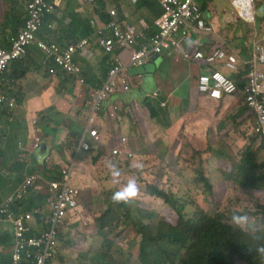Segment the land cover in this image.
<instances>
[{
    "label": "clouds",
    "instance_id": "1",
    "mask_svg": "<svg viewBox=\"0 0 264 264\" xmlns=\"http://www.w3.org/2000/svg\"><path fill=\"white\" fill-rule=\"evenodd\" d=\"M19 1H23L25 3L24 9L19 4V2L17 3L21 7V10L23 12L22 24L18 25L15 28L10 24L7 25L8 23L7 15L6 18H3L2 22L0 23V26L3 27L7 26L6 31L8 32V37H9V45L6 47H0V52L9 57L6 62L7 65L5 67L2 76V82L0 87L1 95L4 96L5 99L3 102L0 103V110H1V106H3L7 109L8 113L14 116L16 114L17 115L20 114L21 106H22L21 102H19L18 97L14 92L17 82L25 78L28 74H30L33 71L39 72L40 74H43L45 78H47V75L44 73V68L41 65L42 62L39 60L40 56L44 57V62H52L54 63V66L56 65L57 67L65 71L62 68V66H60L57 63L55 56L50 55L47 52V49H52L53 47H55L56 53L61 54L69 46L78 48L75 54V61H76L77 56L84 58L83 57L84 52L89 51L91 46L90 41L88 39H84L64 45L65 47H61L56 43V41L49 40L48 38L44 37L46 32L45 29L43 28H45L47 17L50 15H59L60 14L59 10L69 1H76L79 4L102 5V2L107 3L112 0H96L95 2L92 3L89 2L80 3L77 0H69L65 2L54 13L43 15L42 23L39 29L34 32V38L28 43L25 42L23 35L24 32L27 30V25L28 22L30 21V15L28 9H30L29 6L34 0H19ZM131 1L133 3H138L140 0H136V1L131 0ZM153 1H155L160 5L162 9V13L155 21V26L157 28V31L150 37L149 40L145 41L142 44L137 43V40L142 36L143 33L141 32L142 30L137 29L135 26L128 25L123 20H121L119 10L116 7L111 6L105 9L102 6L104 9V13L101 22L97 24V22L93 20V25H95L96 27V32H95L96 44L103 53L102 59L106 61V66H109L110 59H112V61L102 86L100 88L92 90L90 95L88 94L89 90L84 86L87 80L83 75L84 70L81 62L76 61V63L79 65L80 68V72L78 74L71 75L65 71L66 75H68L69 78L72 79L73 83L59 85L58 89H56V93L60 96H68L74 98L73 93L75 89H73V86L75 88L76 85H79L80 87L86 88L87 91L84 93V99H83L84 101H82L80 106V108L83 107L87 108L86 124L85 126H82L80 128L71 129L68 136L61 143L58 144L56 143V141H53L55 143L56 148L53 146H49L47 143V139L53 136L52 132H56L55 129L56 124L60 122L67 114L60 112L53 105L46 107L48 104L47 97L43 91L40 92V96L43 98L44 105L47 110L39 111L35 115L36 117H34L31 122L32 127L34 129V134L30 138V141L32 142L31 149L28 152L25 151H20V152H22L24 155L25 154L29 155L33 151H39L42 155L43 165L33 168L30 167L29 169H27L25 173L22 175V180L18 184L19 185L18 189L10 196H8L6 201L0 205V208L5 209L7 211V215H11L14 220L20 219L22 217L25 218L26 215L28 214L31 215L32 217L30 220L25 221V225L29 228V230L25 233V238L27 241H32L35 244L28 247L22 253V259L19 262V264H55V261L60 254L62 243L65 239H67L68 227L72 224L73 221H76L77 218L79 217L83 218L85 216L84 210L82 208L83 203L81 202L83 192H85L86 190L94 191L98 188V185L96 184L97 170L103 171L105 176L102 183L105 184L103 186V190L107 196V198H105L106 208L109 205L115 206V203L130 204L133 207L131 203L137 200L139 196H142V193L144 194L147 193L148 195H150L147 192L148 186H156L164 191L172 192L174 195L178 196V194L175 192V190L171 185L167 186L162 183L160 185L147 183V182H151V180H148L147 178H144L142 176L140 177L138 183L136 182L135 179H129L128 182L124 184V181L134 171V168L142 166V164L138 163L136 160L139 159L142 156V154L144 156L149 155V152L143 153L144 145L142 141H141V145H142L141 151L139 149V141L136 142L137 144L135 143L130 144V137H128V135L126 134L128 131L125 130V132L123 133L118 127H115L113 129L112 133L110 134V137L105 141L97 125V117L100 114H104L108 119H110L113 122H120L121 107L117 105H112L111 107L106 108L105 106L106 101L117 93L130 92L133 86L135 85L134 82L135 78L143 77L144 75H148L147 77H149L151 76V74L156 73L157 68L154 62L155 55L158 56L166 51L178 49L177 45L170 44V47L163 48L161 52L157 54L152 52L151 54L149 53L144 57L135 59V56L140 52H142L144 47H150V49H152L151 47H153V44L151 39L156 35H158L161 31V27L158 25V22L159 19L161 17H164V15L166 14V9L164 8L160 0H153ZM261 1L262 0L256 2L255 6L252 8V19L246 20L241 16L239 9L236 7L234 3L235 0H233V5L238 11L237 19L247 25H252L256 27L258 20L260 21L258 13L260 8L262 7L260 6ZM4 2L8 3L11 7V4L7 0H4ZM197 4L200 8L199 0L197 1ZM105 10L107 14L105 13ZM112 12H115V15H113ZM201 16H202L201 20L210 30L209 31L206 30L207 28L205 27L204 30L198 29L197 32L196 30H191L190 28H188L189 35L187 37H193L194 35H198V36L209 35L213 37V35H216L214 26L212 24H209L204 19L202 10H201ZM256 35L259 36V39L251 43L250 53L245 57L221 45L214 47L212 51H210L209 53L200 50L182 53L183 57L186 60L192 61L193 63H196L198 65H202L205 68L204 72L199 73L197 77V83H195L196 89L202 97L205 96L207 99L211 100L212 102L213 100L221 101L226 96L233 97L235 98V101H232V109H238L237 112L234 115H232L233 120L237 121L245 117V115H248L246 118L247 121L248 119L250 120L251 118V124H250L251 137L249 138L250 131L248 124L247 137H246L247 143L243 146L239 159L238 160L232 159L233 169L229 173L224 174V177L222 179V181L224 182L223 184L218 182L213 184L211 183L210 181L211 177L209 175V172L207 171V166H209L210 158L208 157L204 159L201 158L204 150L203 149L196 150L195 147L193 146L194 142H189L188 140L183 142L181 148L182 151L191 148L194 150V155L192 157L183 158V160L185 162H190L191 160L195 161L196 157H199L200 162L196 163V166L194 168L195 184H200V181L202 180L203 177L204 184L205 185L209 184L213 188V190H216V187L225 188L227 184L225 177H227L229 181L233 182V188L235 190V193L239 194L238 189H240L242 191L241 192L242 199L244 200L246 197H248V201L251 203H257L260 198L264 197V189L262 190L242 189L237 186L235 180L232 179V175H234L235 173L236 166L241 158L244 149L248 145H250L251 139L258 138L259 142L264 140V122L261 121L256 109L250 105V102L248 100V93L246 92V88L250 80V73H249L250 63L253 62L255 56V52H254L255 44L257 42L262 43L263 42L262 40L264 39V23L261 25L260 33L256 32ZM181 37H182L181 34H179L176 37L174 36L177 42ZM169 39L170 38H168V40ZM84 41H86V43L82 44V42ZM19 48H23L24 53L19 54ZM33 49L36 50V52L38 53L37 58H38V64L40 66L39 69L38 70L31 69L25 76L19 79L16 78V80L8 79L10 74H12L11 67L13 63L24 61L27 58L29 52ZM217 49L224 51L225 54L227 55H233L237 58L238 68L235 71L230 70L226 66L227 60H215L213 63H207L205 59L195 58L196 53H202L204 56H209L214 50ZM124 51L130 52L129 60L127 63H123L118 58V56ZM186 54H188V57H186ZM146 65L148 67L150 66L151 69L146 70L145 73H143L142 71L136 72V70H141V68ZM258 66H259V68L257 69L258 72L264 74V64H258ZM54 73L56 74V71H54ZM215 73H219L223 77H227L230 80H232L236 85V90L232 93L219 90L220 96L213 97L212 92L215 90L218 91V89L214 87L215 84L214 80L212 81V75ZM205 78H208L211 82V88L208 91H202L200 88L201 81ZM54 80L56 79L53 78V81ZM9 83H11L12 86H11V98L8 100L5 96V92H6L5 87H7ZM56 85L50 83L48 87L53 91ZM108 88H113V89L112 91L107 92ZM59 90H61L62 92H59ZM65 91H67L68 93H66ZM103 92H106L105 97H103L101 100H98V96ZM71 105H73V103H71ZM66 107H69V105H66ZM50 109H52L53 111H49ZM129 109L130 110L128 111V113L131 116H134L136 113H138L135 105L130 106ZM243 109L245 112L240 114V111ZM39 113H43V114L38 116ZM4 122L5 124H7L6 121ZM67 123H69V118L63 121L64 126H66ZM41 125L49 127V132H50L49 136L44 135V131L42 130ZM6 131H8V129L2 124L0 118V136L3 140L6 139V136L3 135ZM19 144L21 146V143H19V139H17L16 148H18V150H19ZM201 144H202L201 140L197 139V145L200 146ZM153 145L158 146V143H153ZM106 148L108 149V151H105ZM54 152L57 153L59 156H63L62 162L58 163V162H54L53 160H50V157L52 156V154H54ZM89 152H93V154L90 157L86 158L85 155ZM166 152L167 149L166 150L163 149L161 150V152H158L156 157L150 155L149 157H153V163L156 165L160 164L169 173H172L173 170H175L176 173L179 171L180 173H183L178 168L180 164V160L174 157L167 158L165 161V165L164 166L162 165L161 162L162 155H165ZM14 153L15 151L10 154L8 161L10 160L11 156L14 155ZM80 153H83V156L81 160H78V156ZM263 160H264V150L259 156V161L261 162ZM21 163L28 164V162H25L24 160H22L21 162L15 160L14 165L15 167L18 168V165ZM55 167H59L58 172H60V178L50 177L51 170ZM80 169H87L88 171H86V174L80 175L79 174ZM106 173H108V177L111 181L107 180ZM54 183L58 184L59 186H69L78 191L76 208L74 209L73 213L67 214V217H69L71 221H63L64 220L63 219L61 222H56V223L52 222L53 213L50 207L49 199L53 197L55 193V190H53ZM143 188L145 191L143 190ZM30 190H33V194L36 195L37 197H41L43 201L45 199V207L41 204L33 205V207L28 208V210H24L25 208L23 207V205H20L22 209V213L20 215H16L10 207L11 203L13 202L14 199H21L20 203L22 204L25 203L28 200L27 193ZM206 190L210 191V188L207 187ZM178 197L182 199V197L180 196ZM96 200H98L97 197H92L91 200L87 203V205H89L90 208L92 209L93 208L92 205ZM184 203L186 204L184 213L187 215V217H192L197 210L193 212L191 211V215H189L190 211L187 210V206L189 204L187 201H184ZM255 206L258 210L263 211L256 204ZM197 207L200 208L198 210H202L205 213L207 212L203 207L200 206ZM106 208L98 209L95 211V213L92 212V214L94 213V221H96V219L102 215V213L106 210ZM133 209L136 208L133 207ZM140 209L154 211L159 215V218L161 220L165 221L160 215V213L154 209H145V208H140ZM173 212L175 213V211ZM246 214L247 212L241 211L239 213L234 214L231 218V222L234 224H240L242 221H246L244 227L235 226L234 224L230 225V223L227 222V219L224 217V215L221 214L217 208H213V215H208V214L207 215L209 217H216L220 215L222 216L223 223L227 224L228 226L230 225L238 229L249 231L248 229H245V227L249 224L248 219L246 218ZM85 218L88 220V216H85ZM0 227L4 232V233H0V237H6V236L8 237L7 239H0V254H1L0 259L1 261L3 260L5 261V262L0 261V264H13L14 248L17 242L15 225L11 221L4 220L0 222ZM95 230L97 234L96 225H95ZM256 230L263 231L258 228ZM126 231H131L136 236H138L133 229L125 227V232ZM249 232H253V231H249ZM124 233H120L119 237L121 238ZM12 245H14V247L10 251L7 252L3 251L4 247L9 248ZM255 251L260 254H264V247L257 248L255 249ZM118 252L119 254H123L122 249L120 247L118 248ZM137 254H138V249H137ZM137 254H136V258L138 256ZM237 260L241 261L240 259L237 258L235 259L234 264L237 263Z\"/></svg>",
    "mask_w": 264,
    "mask_h": 264
},
{
    "label": "crops",
    "instance_id": "2",
    "mask_svg": "<svg viewBox=\"0 0 264 264\" xmlns=\"http://www.w3.org/2000/svg\"><path fill=\"white\" fill-rule=\"evenodd\" d=\"M214 1L201 0L200 3L207 4V7L203 10V16L215 28L219 15L213 7ZM71 2L74 4V7L71 10H67L65 9V4L59 10L60 14L54 17L57 18L56 23H54V18L48 19L53 15L47 17L45 28H43L46 32L44 37L49 40L59 41L63 45L84 39L90 41V49L84 52V58H82L84 60V63H82L83 70L86 72L85 78L88 82L84 86L89 90L88 94L90 95L92 90L102 86L112 61L110 59L109 66H106V61L102 59L103 53L96 44V27L93 25V20L97 24L101 22L104 13L103 7L105 9L111 6L116 7L119 10L121 20L128 25L142 30V36L137 40L139 44L149 40L157 31L155 21L161 15L162 9L153 0H140L138 3H133L131 0H112L107 3L102 2V5L79 4L76 1ZM230 3L231 8H226L225 15L232 16L234 14L237 18L238 11L233 5V0H230ZM260 6L262 7L258 15L261 21L264 19V0L260 2ZM2 30L3 26H0V47H6L9 45V37L8 35H3ZM258 39L259 36L255 33L252 42ZM219 45L233 50L219 38L216 32V35H213V37L209 35L181 37L178 40V49L166 51L158 56L155 55L156 73L151 74L149 77H147L148 75H144L143 77L135 78V85L130 92L117 93L106 101V108L117 105L121 107V113L120 122H113L104 114H100L97 117V125L104 140L106 141L110 137L113 129L118 127L123 133L127 130L128 133H133L135 137H138L143 142V153L149 152L150 156L156 157L158 152L167 149L165 155H162V165H165L167 158L174 157L179 159L180 164L178 168L185 174V177H178L179 181L177 182L180 185L190 187L195 181L194 168L196 163L200 162V159L196 157L195 161L185 162L183 158L192 157L194 150L191 148L182 151L181 148L183 142L188 140L189 142H194L193 146L196 150L203 149L197 145V139L201 140L199 131L195 129L198 124L194 120H189V118L198 112L199 106L201 105H203V109L205 110L210 109L212 101L205 96L202 97L198 93L195 85L199 73L204 72L205 68L202 65L186 60L182 53L196 50L209 53L214 47ZM233 51L242 55L240 52ZM129 54V51H124L118 58L123 63H127ZM50 83H53V78H45L43 74L36 71L31 72L17 82L14 91L21 99L22 106L20 114L14 116L8 112L3 113L0 110L2 124L8 131H12V134L21 143V146L19 144V150L16 148L14 155L11 156L9 160L10 164L14 165L15 160L28 162V164L21 163L18 165V169L20 170L19 174H21L19 182L22 180V175L27 169L43 165L42 155L39 151H33L29 155H24L20 152L29 151L28 148H25L23 141H29L33 136L34 129L31 122L39 111L47 110L46 107L53 105L60 112L67 114L56 124L55 136L47 139L48 145L55 148L56 146L53 141H56L58 144L61 143L68 136L71 129H77L86 124L87 108H80L82 101H84V93L87 91L86 88L80 87L79 85H76L75 88L73 86V89H75L73 93L74 98H71L58 95L56 93L57 85L51 91L48 87ZM36 86L43 87V92L48 100L46 107L43 98L40 96L41 90L33 89ZM65 92L68 93L67 91ZM232 101H235V98L228 96L224 97L221 101L213 100V104L216 105V107L213 106V110L217 112L218 106L221 104L232 108ZM66 105H69V107H66ZM132 105H135L138 112L134 116L128 113L130 110L129 107ZM216 112L213 113V120ZM42 114L39 113L38 116ZM67 118H69V123L64 126L63 121ZM21 135L23 136L22 139H20ZM152 142L158 143V146L153 145ZM8 158L9 156L6 157V159ZM62 158L63 156H59L54 152L50 160L60 163L62 162ZM201 158L204 159L203 154ZM209 170L210 167L207 166V171L209 172ZM9 180L10 178L6 180L4 187L9 186ZM218 183L223 184L224 182L222 179H219ZM18 187L19 185L15 187L14 192ZM10 195L7 194V196ZM0 233H4L1 227Z\"/></svg>",
    "mask_w": 264,
    "mask_h": 264
},
{
    "label": "rangeland",
    "instance_id": "3",
    "mask_svg": "<svg viewBox=\"0 0 264 264\" xmlns=\"http://www.w3.org/2000/svg\"><path fill=\"white\" fill-rule=\"evenodd\" d=\"M19 4L24 9L25 3L19 1ZM230 0H215L214 9L219 15L218 23L215 25V30L219 38L228 44L233 50L240 52L244 57L250 53V45L254 39L255 33H260L261 25L264 23V19L260 22L258 20L256 27L252 25H247L239 21L234 14L232 16H226V8H231ZM10 8V5L4 0H0V21L3 18H6L7 12ZM18 15V14H17ZM7 26L3 27L2 34L7 36L8 32ZM244 50V52H243ZM33 89L43 91L42 86H36ZM52 91V90H51ZM213 106L210 105V109H203V105L199 106L198 112L189 118V120H194L198 126L195 127L199 131V136L201 138L202 144L200 147L203 148V157L210 158L209 163V175L211 183H217L219 179H223L224 174L229 173L232 169V159H239L241 150L243 146L247 143V128L249 124V131L251 137V118L248 121L246 120L248 115L245 117L234 121L232 115H234L238 109H232L225 105H219L218 110H213ZM215 113L213 120V113ZM250 117V116H249ZM55 132H52V135L55 136ZM130 137V144L139 141V149L142 150L141 140L138 137H135L133 133H126ZM22 135L20 139H22ZM17 145V139L14 136H8L7 141ZM25 143V148L30 150L32 142L23 141ZM153 143V142H152ZM105 151H108L106 148ZM6 155L11 154L9 150L5 152ZM93 152H89L85 155L86 158L90 157ZM214 155V156H213ZM83 153H80L78 160H81ZM214 157V158H213ZM220 158V159H217ZM138 163H141L142 166L135 167L132 174L124 181V184L128 182L129 179H135L138 183L140 177L147 178L151 180V184L160 185H171L178 196L182 197L183 201L188 202L187 210L191 211L198 210L197 206L203 207L208 215H213V208H217L221 214L227 219V222L230 225L234 223L231 222V218L234 214L241 211L247 212L246 218L248 219L249 224L245 227L249 231H254L257 228L263 230L264 233V197L260 198L257 203H251L248 201V197L244 200L242 199L241 190L238 189L239 194L235 193L233 188V182L229 181L227 177L225 180L227 184L225 188H213L207 184H204L203 177L200 181V184L192 183L190 187L180 185L178 177H185V174L175 172L169 173L163 168L160 164L156 165L153 163V157L149 155L142 156L136 160ZM2 160L0 158V167ZM11 168H15V165H11ZM174 168V167H173ZM214 169V170H213ZM87 169H80L79 174H86ZM20 170L15 172L4 171L0 173V205L3 204L7 199V194H12L15 187H12V184L5 186L4 184L7 179L9 181L18 177ZM98 188L94 191L86 190L83 192L82 200L83 210L85 216H88V220L85 216L77 218L76 221H73L72 224L67 229V239H65L61 246V251L58 258L55 261V264H99L98 257L95 253L101 250V239L97 236L94 221V213L98 209H105L107 198L103 186V180L105 178L103 171H96ZM107 180H110L108 173H106ZM14 181V180H13ZM111 181V180H110ZM92 184V182H91ZM4 187V188H3ZM209 187L210 191H207L206 188ZM12 190V191H11ZM144 190V188H143ZM145 191V190H144ZM147 194V193H146ZM142 193V196H139L137 200L131 204L135 208H145V209H154L160 213L162 218L172 224L177 225L178 218L177 215L170 209V207L164 202V200L152 197ZM28 200L26 202L31 203V200L34 201L31 205H43L45 207V199L43 202L39 203L37 196L33 194V190L28 191L27 193ZM92 197H97L98 200L94 201L91 209L87 203L91 200ZM255 202V201H254ZM112 203V201H111ZM255 204L261 208L263 211H260L256 208ZM103 211V210H102ZM92 212H94L92 214ZM63 221H71V219L65 216ZM246 221H242L240 224H234L235 226L244 227ZM125 227L121 226L118 229H115L114 232L110 235V238L115 242L111 247L110 252L114 255L118 264H140L136 258L138 242L140 236H136L131 231H126ZM119 233H124L120 238ZM111 245V244H110ZM14 245L9 248H3L4 252L10 251ZM122 249L123 254H119L118 248ZM235 264H245L239 260ZM264 264V257L261 262Z\"/></svg>",
    "mask_w": 264,
    "mask_h": 264
},
{
    "label": "trees",
    "instance_id": "4",
    "mask_svg": "<svg viewBox=\"0 0 264 264\" xmlns=\"http://www.w3.org/2000/svg\"><path fill=\"white\" fill-rule=\"evenodd\" d=\"M11 7L7 13L8 23L14 28L23 22V12L17 4L19 0H7ZM201 2V0H199ZM74 4L69 1L65 5V9L71 10ZM207 4L200 3L201 10H205ZM18 14V15H17ZM17 17V18H16ZM53 15L50 18H54ZM54 18V23H56ZM56 43L65 47L59 41ZM36 50H31L27 58L22 62H15L11 67V73L8 79H19L25 76L31 69L38 70V58ZM31 59V60H30ZM39 60L44 68L47 78H55L53 85L72 84V79L66 75L65 71L54 66L52 62H44V57L40 56ZM77 62L84 63L80 57H76ZM56 71V74L54 71ZM52 77H51V76ZM83 75L86 72L83 71ZM11 86L9 83L5 87V96L9 100L11 98ZM59 92H62L59 90ZM18 97V96H17ZM21 102L20 97H18ZM49 111H53L50 109ZM1 112L7 113V109L1 106ZM244 109L240 114L244 113ZM236 118V117H235ZM45 136H49V127L41 125ZM6 139L0 136V158L2 160L0 173L5 171L15 172L19 170L17 167L11 168L10 162L6 159L5 152L9 150L13 153L16 146L10 142H6L8 136H14L12 131H6L4 134ZM16 138V137H15ZM8 145V146H7ZM264 150V140L252 138L236 166L232 179L235 180L238 187L246 190H262L264 189V160L259 161V156ZM6 167V168H5ZM59 167L51 170L50 177L60 178ZM20 175L10 181L13 187L19 184ZM147 192L151 196H155L164 200L170 208L178 215V224L173 226L159 218V215L150 210L140 208L133 209L130 204L109 205L106 210L96 219L97 236L101 239V250L95 255L98 257L99 264H118L114 255L110 252L114 241L110 235L120 226L133 229L138 236H141L138 243V256L140 264H234L235 259H240L246 264H261L264 254L255 251L257 248L264 247V233L260 230L249 232L228 226L223 223L222 216L209 217L204 211L197 210L192 217H187L184 213L186 204L177 195L172 192L164 191L156 186H148ZM41 203L43 199L37 197ZM21 199H14L10 207L16 215L22 213L20 205L24 210L33 207L34 201L31 203H20ZM120 236V233L118 234ZM8 237H0L7 239ZM111 244V245H110ZM1 261V259H0ZM1 262H5L4 260Z\"/></svg>",
    "mask_w": 264,
    "mask_h": 264
},
{
    "label": "built area",
    "instance_id": "5",
    "mask_svg": "<svg viewBox=\"0 0 264 264\" xmlns=\"http://www.w3.org/2000/svg\"><path fill=\"white\" fill-rule=\"evenodd\" d=\"M69 0H34L28 9L30 15V21L27 25V30L24 32L23 38L26 43L30 42L34 38V32L39 29L43 15L54 13L59 7ZM80 3H92L96 0H77ZM136 1V0H134ZM166 9L164 17L159 19L158 25L161 27V31L158 35L153 37V47H144L143 51L135 56V59H139L154 52L155 54L161 52L165 47L171 45H177L178 42L174 36L179 34L182 37L189 35V30L198 29L204 30L206 25L201 20V10L197 4L198 0H160ZM259 0H235V5L239 9L240 14L246 20L252 19V8ZM115 15V12H112ZM206 30L208 27H206ZM129 37V36H128ZM168 38H170L168 40ZM262 43H256L254 47V60L250 63V80L246 88L248 93V100L250 105L253 106L262 122H264V74L258 72V64H264V39ZM86 41L82 42V44ZM78 48L69 46L61 54L56 53L55 47L47 49L50 55L55 56L57 63L69 74H78L80 72L79 65L75 61V54ZM24 53L23 48H19V54ZM188 57V54H186ZM9 57L0 52V87L2 82V76L6 67V62ZM196 59H205L207 63H213L215 60H227L226 66L235 71L238 68V60L233 55H227L222 50H214L209 56H204L202 53L195 54ZM214 80V87L217 90L212 92L213 97H219V90H223L228 93H232L236 90L235 83L227 77H223L219 73L212 75V81ZM200 88L202 91H208L211 88V82L208 78L201 81ZM113 88H108L107 92L112 91ZM106 92L101 93L98 96V100L105 97ZM261 97V98H260ZM4 96L0 91V103L3 102ZM53 190L55 193L53 197L49 199L50 207L53 213L52 222H61L68 213H73L77 205L78 191L69 186H59L53 184ZM31 215H26L25 218L14 220L11 215H7L5 209L0 208V222L8 220L14 223L16 230L17 242L14 248L13 264H19L22 259V253L31 245L35 244L32 241H27L25 233L29 228L25 225L26 220H30Z\"/></svg>",
    "mask_w": 264,
    "mask_h": 264
},
{
    "label": "water",
    "instance_id": "6",
    "mask_svg": "<svg viewBox=\"0 0 264 264\" xmlns=\"http://www.w3.org/2000/svg\"><path fill=\"white\" fill-rule=\"evenodd\" d=\"M153 66H154V64H153ZM149 69H151V67H150V66L148 67V66L146 65V66L142 67L141 70H136V72H140V71H142L143 73H145V71H146V70H149Z\"/></svg>",
    "mask_w": 264,
    "mask_h": 264
}]
</instances>
